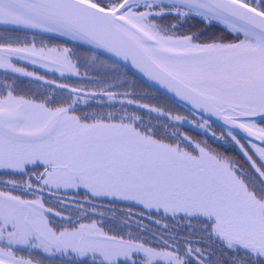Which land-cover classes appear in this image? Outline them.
Masks as SVG:
<instances>
[{
	"label": "snow or ice",
	"instance_id": "obj_1",
	"mask_svg": "<svg viewBox=\"0 0 264 264\" xmlns=\"http://www.w3.org/2000/svg\"><path fill=\"white\" fill-rule=\"evenodd\" d=\"M0 69V264H264V0H0Z\"/></svg>",
	"mask_w": 264,
	"mask_h": 264
},
{
	"label": "flooded vegetation",
	"instance_id": "obj_2",
	"mask_svg": "<svg viewBox=\"0 0 264 264\" xmlns=\"http://www.w3.org/2000/svg\"><path fill=\"white\" fill-rule=\"evenodd\" d=\"M40 39H41V37L37 36V41H39ZM44 39H45V42L49 43L50 45L63 43L62 40H57V39L49 40L48 37H46V36H44ZM17 63H18V66L26 67L28 71H33V72H36L39 75H44L46 77V79L56 80L58 83H70V84H75L76 86H86V87H89V88L93 87V85L89 84L87 79H82V78H77V77L65 78V77H61L58 72L48 71L47 69L40 68L38 65H31V64H28V63H26L24 61H18ZM81 71L83 72L84 69H81ZM121 72L122 73H126V78H127L128 82L129 83L135 82V84L137 86V90L141 94H143V92H142L143 89L142 88L144 86H143L142 82L136 76H134L132 73L126 71L123 68H121ZM15 75H18V74H11V73L8 74L9 77L15 76ZM4 78H5L4 70L0 69V80H3ZM20 79L25 81V84H27V81L30 78L20 77ZM7 82H10V80L7 81ZM28 87H31L33 92H36L37 94L41 90V89H37L34 85H28ZM24 94L32 95L31 92H26ZM151 95L155 96L156 93L153 92ZM93 103H95V102L93 101ZM176 104L178 105V108L180 109V114H183V115H187L188 114V110L186 108H184L183 106L179 105L178 103H176ZM130 110H131V107H130ZM190 119H191V117H190ZM191 127H192L191 125L184 124V125L181 126V130L182 131H188L190 135L196 136L197 135L196 131H190ZM197 138H201V137H197ZM16 194H19V193H16ZM57 195L64 196L66 199H71V197H72L71 193H59ZM49 202H50V204L51 203H55V196H52L50 198ZM117 203L125 205L123 207V211H127L128 210V207H129L128 203H125V202H117ZM133 211H136V210L133 209ZM19 254L20 255H24V256H28L29 255L27 252H20ZM36 259H41V257L40 256H36ZM45 264H50V262L45 261Z\"/></svg>",
	"mask_w": 264,
	"mask_h": 264
},
{
	"label": "trees",
	"instance_id": "obj_3",
	"mask_svg": "<svg viewBox=\"0 0 264 264\" xmlns=\"http://www.w3.org/2000/svg\"><path fill=\"white\" fill-rule=\"evenodd\" d=\"M44 36H46V37H48L49 35L48 34H44ZM57 40H61V39H57ZM143 84V83H142ZM143 90H142V92H143V95H145V96H147V97H155L156 99H146V100H144V102L145 103H156L157 101H159L160 103H162V104H164L165 102H166V100L167 99H169V98H167L166 96H164V95H162V94H160V93H157V92H155L154 90H152L151 88H149L148 86H146L145 84H143ZM138 91V90H137ZM139 92V91H138ZM153 92H155L156 93V95L155 96H152L151 94L153 93ZM119 105L117 104V107H118ZM176 110L177 111H179L180 112V109L178 108V105L176 104ZM156 114H154V113H152V114H150V115H148V114H145V119L147 120V119H151L152 117H154ZM153 122H155V121H153ZM202 138V137H201ZM214 147L216 146L215 144L213 145ZM218 150L219 151H224V148L223 147H221V148H218ZM229 155H232L233 153L232 152H229L228 153ZM125 205L124 204H119V203H117L116 205H115V208H116V210L119 212V211H123V207H124Z\"/></svg>",
	"mask_w": 264,
	"mask_h": 264
},
{
	"label": "water",
	"instance_id": "obj_4",
	"mask_svg": "<svg viewBox=\"0 0 264 264\" xmlns=\"http://www.w3.org/2000/svg\"><path fill=\"white\" fill-rule=\"evenodd\" d=\"M50 35V34H48ZM113 60H115L116 58H112ZM120 65L125 68L126 70L130 71L131 73H133L136 77H138L141 81H143L146 85H148L149 87L155 89L156 91L170 97L171 99H175L174 97H172V94L167 93L165 89L161 88L159 85L155 84L153 81L148 80L146 77H144L141 73H139L137 70L133 69L131 67L130 64H125L123 61H119ZM178 103L182 104L181 102L177 101ZM183 105V104H182Z\"/></svg>",
	"mask_w": 264,
	"mask_h": 264
},
{
	"label": "rangeland",
	"instance_id": "obj_5",
	"mask_svg": "<svg viewBox=\"0 0 264 264\" xmlns=\"http://www.w3.org/2000/svg\"><path fill=\"white\" fill-rule=\"evenodd\" d=\"M125 203H127V202H125ZM135 209V208H134ZM135 210H137V209H135ZM20 255V254H19Z\"/></svg>",
	"mask_w": 264,
	"mask_h": 264
}]
</instances>
